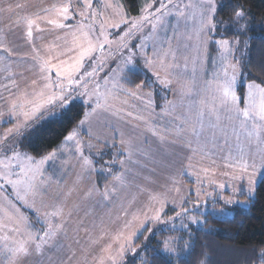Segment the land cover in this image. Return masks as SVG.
Here are the masks:
<instances>
[{"label":"rangeland","instance_id":"374dc122","mask_svg":"<svg viewBox=\"0 0 264 264\" xmlns=\"http://www.w3.org/2000/svg\"><path fill=\"white\" fill-rule=\"evenodd\" d=\"M68 2L69 0H0V8H6L9 4L13 6L21 4L24 7L20 10V14L26 15L38 12L41 8L50 7L53 4L59 5ZM139 2L141 9L142 6L152 3L153 0H139ZM174 2L180 3L181 6L191 5L185 10L187 19L180 18L178 14L167 15L164 18L163 27H158L156 33L150 37L148 35L149 26H145L130 38L133 44H139L141 40L144 41L148 58L153 59L157 52L160 53L153 70L158 71L162 79L171 81L170 88L160 84H156L153 88L150 84L151 89L143 87L142 91H138L136 88L130 87L128 85L129 75L144 72L128 71L127 68L131 66H125L122 59L117 60L116 63L123 71L117 73L116 80H109L105 86L104 72L101 71L96 77L99 80L101 97L106 95L107 107L99 109L92 118V130L102 139H107L109 145L115 138L114 142L117 147H106L104 143H98L95 139L89 141L87 135H82L85 141L95 145L91 150L93 153L99 149H103L105 152L102 158L94 157L95 164L91 170L83 166V162L74 154L75 146L71 143L65 146L63 154H58L54 161L46 165L48 171L45 175L52 177V181L47 186L44 201L46 204L57 201L66 204L67 226L56 237L58 247L51 251L46 250L44 256L40 258L41 264H61L69 248L76 253V258L71 264H84L81 249L88 247L91 239L101 235L102 229L113 235L116 232L121 233V239L112 242L114 250H118L121 244L129 240L122 256L117 257L118 264H127L129 257L136 259L138 264H145V245L149 246L154 239L159 242L173 241L171 244L175 250L173 254L165 252L161 243H159L160 252L169 257L181 256L189 248V237L186 235V243L179 244L178 241L181 237L174 233L183 231L191 234V231L196 229H205L207 216L231 218L236 207L247 206L248 203H243L247 200L246 196L234 194V186L247 188V177L241 182L233 181L222 175L223 172L228 171L225 167L227 163L236 162V156L240 149L245 152L248 150L244 137L241 136L240 142L237 144L236 137L233 135V126L237 133L242 131L240 123L244 118L242 116L237 118L235 111L225 108L219 100L222 95V85L226 79L224 70L229 63L233 62V54L214 44L208 45L205 50L198 43L197 31L200 13L198 4L201 0H174ZM71 4L74 9L79 10L83 0H71ZM117 6L120 11L125 13L123 18L135 19L138 17V15L133 16L128 13L123 0H92V12L98 13L96 17L82 21L77 16L68 22L70 28L81 22L85 25L83 31L76 33L78 43L85 46H87L88 39H93V43L97 42L94 36H100L101 21L104 22L103 36H106L112 43L106 45L103 52L98 51V62L103 60L110 50L117 47L116 41L124 31V28H121L117 32L111 27L113 23H118L122 19L115 15ZM172 12L175 13V9ZM6 19V16L0 17V21H6ZM248 21L250 23L249 19ZM93 23H95L94 36H90L88 30L92 28ZM40 27L45 28L46 26L41 23ZM47 27L51 28V26ZM0 30H2L0 39H3L4 47H8L10 50L15 49L9 53L0 48V93L8 97L9 93L3 91V85L11 83L7 79L8 76H12L18 84L23 85L26 81L28 85H31L33 79H39V68L32 61V48L26 41V30L11 34L8 32L5 22H0ZM54 32L56 35L67 37L68 43L71 44L72 33L59 29H55ZM174 35L175 38H173ZM33 36L34 44L40 50L39 55L49 61L50 67L59 63L60 59L68 58L61 55V52L64 51L65 41L58 40L54 43L53 35L48 31L40 33L34 29ZM188 36L192 38L189 40ZM250 38V31L245 35L236 36L233 40L228 38L233 42L237 39L241 41V50L235 53L237 59L244 60ZM100 42H103V37H100ZM134 59L137 61L135 67L143 68L142 57L138 55ZM111 63L112 61L109 60L105 64V70ZM5 68H7V72ZM121 76L124 79H120ZM248 82L251 81L246 77L243 83ZM95 83L96 80L89 81L85 88L91 91ZM184 83L191 84V88L184 96H180L178 89L180 84ZM117 84L118 88H114V85ZM85 88L78 87L73 95L78 96ZM239 88L241 87H235L237 95ZM242 90L246 95V89ZM24 91L25 89L22 88L17 95L22 96ZM27 91L31 92L32 88L29 87ZM36 91L39 92L40 89L37 88ZM153 91H155L154 108L147 105L144 96V94ZM128 92L137 93V96H130ZM80 99H87V97H80ZM80 99L77 102H80ZM17 103L22 104L24 101L17 100ZM213 106H215V111H209ZM244 106V103L239 105L241 109ZM85 108L88 110L87 107ZM26 110L31 111V108ZM41 111L44 112V115L40 116L37 113L35 118H29L27 127L15 137V140H20L21 136L34 123L59 117L63 113L59 106L56 108L45 106ZM9 112L10 105H5L0 101V113H2L0 115V134L7 132L8 129L25 119L22 109H17L18 118L10 117ZM53 112L58 115L50 117ZM129 112L132 113L131 116L127 115ZM201 113H204L202 121L199 119ZM184 117H187L188 122L184 123L183 129H179V124L184 122ZM201 123L203 124L202 129ZM193 126L197 132L202 131V135L194 137L192 135ZM174 128L178 130L173 131ZM121 136L123 143H121ZM225 138L228 139L229 145L224 144ZM252 143L255 147L256 141L253 140ZM229 146L232 151L230 161L227 158ZM88 151L85 149L86 155ZM112 161L115 163L113 164ZM204 169H208L207 173ZM257 172L259 184L263 177H260L259 169ZM118 176L122 179L116 180ZM197 176H199V180H197ZM102 182L105 183L101 186ZM220 184H224L225 188H220ZM177 187L182 189L179 194L175 190ZM188 189L194 191L198 189L199 197L189 196ZM149 194L158 195L161 199H164L165 196L167 198L165 211L160 221L151 220L154 210L160 207V202L157 200L150 203ZM5 195L6 193L0 192V224H8L11 227L12 225L3 215L2 201ZM180 196H187L188 202L183 204V207L188 210L187 215L173 220L176 215L173 211V199L175 198V207L179 211ZM229 199H231V203L227 202ZM122 205L129 210L127 215L121 211ZM35 207L40 209L42 221L46 219L43 213L51 211L50 208L41 207L39 199H37ZM17 208L22 216L35 223L36 218L31 211L19 205ZM68 212H71L70 219L67 216ZM9 214H12L11 211ZM118 217L119 219H117ZM193 218L196 221H202V223H192ZM143 223H147L148 228L154 230V235H150L147 229L142 228ZM81 224L83 227H80ZM40 227V224H36L37 229ZM135 233L140 234L134 237ZM163 233L169 235L162 236ZM3 234L4 232L0 230V235ZM143 234L144 244L138 245L137 241ZM133 249H135V253ZM3 259V256H0V261ZM91 259L89 256V264H91ZM65 264L68 262L65 261ZM105 264H111V261L106 260Z\"/></svg>","mask_w":264,"mask_h":264},{"label":"snow or ice","instance_id":"6c2138e0","mask_svg":"<svg viewBox=\"0 0 264 264\" xmlns=\"http://www.w3.org/2000/svg\"><path fill=\"white\" fill-rule=\"evenodd\" d=\"M23 7L21 4H15V6L9 4L6 8H0V17H7L6 21L0 22L7 23L9 33L15 34L16 31L24 32L26 30V41L29 42V46L32 48V61L39 68V79H33L31 85H28L26 81L23 85L18 84L12 76H8L7 79L11 83L3 85V91L8 92L9 96L6 97L0 93V101L5 105H10V117L18 118L17 109H22L25 118L24 121L15 124L7 132L0 134V192L6 193L2 201L3 215L8 223L12 225L9 227L8 224H0V230L4 232L3 235H0V256L4 258L3 261H0V264H30V262L32 264H41L40 258L44 256L45 251H51L53 248L58 247L56 237L67 226V220L65 219L66 204L62 201L53 202L52 204L45 203L44 196L47 193V186L52 181V177L45 175L48 171L46 165L54 161L58 154H63L65 146L71 143L75 146L74 154L83 162V166L91 170L95 164L94 157L102 158L105 152L103 149H99L93 153L91 150L95 145L89 141L95 139L98 143H104L106 147H117L114 142L115 138L109 145L107 139H102L100 135L92 130L93 116L97 114L99 109L107 107L106 95L101 97L99 92V80L96 79L98 73L104 72V84L107 86L109 80H116L117 73L123 71L120 65L116 63L117 60L122 59L125 66H131L127 68L128 71L144 72L146 79L136 85L138 91H142L145 83L151 84L153 88L156 84L170 88L171 81L162 79L159 72L153 70L160 53L157 52L155 58L150 59L146 54L147 49L144 41L141 40L139 44H133L130 38L135 32L140 31L145 26H149L148 35L150 37L156 33L158 27H163L164 18L167 15L178 14L180 18L187 19L185 10L190 8L191 5L184 4L181 6L180 3H176L174 0H153L152 3L141 7L139 15L135 19L123 18L125 13L120 11L119 6H117L115 15L122 17V19L118 23H113L111 27L117 32L121 28H124V31L116 41L117 47L114 50H110L103 60L99 62L98 51L103 52L105 46L112 43L106 36H103L104 22L101 21L100 36H94L95 23H93L92 28H89L88 35L94 36L97 42L93 43V39H88L87 46L78 43V37L76 36V33L83 31L85 25L81 22L70 28L68 23L77 16L82 21L96 17L98 13L92 12V0H83L79 10L72 7L71 0L68 3L44 7L38 12L26 15L20 14V10ZM198 7L200 8L199 28L197 31L198 43L205 50L208 45L214 44L218 45L220 49L233 54V62L229 63L224 70L226 79L222 85V95L219 100L225 108L235 111L237 118L240 116L244 118L240 123L242 131L237 133L235 126H233V135L236 137L237 144L240 142V137L243 136L248 145V150L245 152L240 149L239 154L236 156V162L227 163L225 167L228 171L223 172L222 175L229 177L233 181L239 180L241 182L247 177V188L234 186V194L246 196L247 200L243 201V203H250L254 201L259 186L257 181L258 169L260 177H264V80L260 82L252 80L246 84L243 83L249 73L246 71L243 59L235 57V53L241 50V41L237 39L233 42L228 39L230 35H245L252 30V26L248 21L250 13L246 11L243 4H232L231 0H227V2L226 0H219V2L218 0H201ZM173 9H175V13L172 12ZM229 10L231 16L228 20L218 18L220 14ZM41 23L45 24L46 27L41 28ZM47 26H51V28ZM34 29L40 33L48 31L49 34L53 35L54 43L58 40L65 41L64 51L61 52V55L68 58L60 59L59 63L50 67L49 61L39 55L40 50L34 44ZM55 29L60 31L67 30L72 33L73 40L71 44L68 43L67 37L56 35ZM100 37H103V42H100ZM173 38H175V35ZM191 38V36L187 37L189 40ZM0 48H3L4 52L11 53L15 51V49L10 50L8 47H4L3 39H0ZM138 55L143 59V68L141 69L135 67L137 61L134 58ZM109 60L112 63L105 70V64ZM5 71L7 72V68H5ZM229 72L231 73L230 76ZM120 79H124V77L121 76ZM238 79L240 81L239 85ZM92 80H96V83L93 84V89L89 91L85 88V85ZM234 86L246 89V95H237ZM29 87L32 88L31 92L27 91ZM78 87L85 88V90L80 92L78 96H74L73 93L77 91ZM22 88L25 91L22 96H18L17 93ZM37 88L40 89L39 92L36 91ZM114 88H118V84L114 85ZM190 88L191 84L189 83L180 84L178 94L184 96ZM128 95L135 97L137 93L128 92ZM144 96L146 97L147 105L154 108L155 91L144 94ZM80 97H87V99H80ZM78 99H80L79 105H77ZM102 99L104 100L103 103ZM17 100H23L24 103H17ZM240 103L245 105L242 109L239 107ZM45 106L50 108L59 106L61 112L70 111L71 108L77 106L81 108L87 107L88 110L82 112L76 127L64 135L62 145L59 148L53 149L46 155L37 158L22 151L23 138L15 140V137L27 127L29 118H35L37 113L40 116L44 115L41 109H44ZM27 108H31V111H27ZM209 111H215V106ZM57 115L58 113L53 112L50 117H56ZM127 115L131 116L132 113L129 112ZM203 115L204 113L200 114L199 119L201 121ZM249 121L251 122L250 124ZM187 122V117H184V122L179 124V129H183L184 123ZM202 128L203 124L201 123ZM177 130L176 128L173 129V131ZM82 135H87L89 141H85ZM192 135L194 137L202 135V131L197 132L193 126ZM120 139L121 143H123L122 136ZM253 140L256 141L255 147H253ZM224 144L229 145L228 139H224ZM28 146L31 147V143ZM85 149L89 150L87 155L85 154ZM231 156L232 151L231 146H229L227 157L229 161ZM112 163L114 164L115 161H112ZM204 171L207 173L208 169H204ZM121 179L122 177H116V180ZM197 180H199V176H197ZM260 183H264V179ZM219 187L225 188V185L220 184ZM175 190L178 194L182 192L179 187ZM187 193L189 196L196 195L199 197L200 195L198 189L195 191L188 189ZM37 199L40 200L41 207L51 209V211L43 213L46 218L43 221L40 217V209L35 207ZM179 199L181 202L179 211L176 210L175 198L173 199V211L176 213L173 220L180 218L182 215H187L188 210L183 207V204L188 202L187 196H180ZM157 200L160 202V207L154 210V215L151 217L153 221L161 220L167 198L165 196L164 199H161L158 195L149 194L150 203ZM227 202L231 203L232 201L229 199ZM236 202L242 203L241 201ZM17 205L31 211L36 218L35 223L22 216ZM10 211L11 215L9 214ZM121 211L127 215L129 210L122 205ZM67 216L70 219L71 212H68ZM192 223H202V221H196L193 218ZM36 224H40L41 227L37 229ZM80 227H83V225L81 224ZM142 228L147 229L150 235H154V230L148 228L147 223H143ZM139 234L135 233L133 235L135 237ZM120 239V232H116L113 235L102 229L101 235L91 239L89 246L81 249L84 264H89V256L92 258L91 264H105L106 260L111 261V264H118L117 257L122 256L125 245L129 242V240H126L124 244L120 245L118 250H114L112 242ZM159 243L163 245L165 252L169 254L175 252L171 247L173 241L165 240ZM261 244L262 246L259 249L254 248L253 252L259 264H264V242H261ZM133 252L135 253V249H133ZM68 253L65 254L61 264H65V261L71 264L76 258V253L70 248ZM105 253L107 255H104ZM145 264H147V261Z\"/></svg>","mask_w":264,"mask_h":264},{"label":"trees","instance_id":"16d2710c","mask_svg":"<svg viewBox=\"0 0 264 264\" xmlns=\"http://www.w3.org/2000/svg\"><path fill=\"white\" fill-rule=\"evenodd\" d=\"M123 3L130 15H139V0H123ZM231 3L243 4L250 13L248 19L252 25L251 38L243 63L249 73L246 76L248 80L260 82L264 80V0H231ZM230 16L229 10L220 14L219 18L228 20ZM228 38L233 40L236 35H230ZM144 78V73H131L128 77V85L136 88L137 84L146 79ZM144 87L151 89L149 83H145ZM242 89L244 88H240V96H244ZM79 103L77 102V105ZM85 110V107L77 106L61 113L59 117L34 123L20 138V140L23 138L21 150L38 158L57 149L62 144L64 135L76 127ZM29 143L31 147L28 146ZM103 183L105 182H102L101 186ZM258 185L254 201L248 203L246 207H236L233 217L207 216L205 229H196L191 231V234L183 231L174 233L181 237L179 244L186 243V235L189 237L190 245L184 255L166 256L160 252L159 241L154 239L146 247L145 262L147 261V264H169V262L170 264H259L253 249H259L262 246L261 242H264V183L259 182ZM144 234L137 241L138 245L144 244ZM166 234L168 233H163L162 236ZM180 248L182 249V245ZM127 264L138 263L136 259L129 257Z\"/></svg>","mask_w":264,"mask_h":264},{"label":"crops","instance_id":"0c3cea01","mask_svg":"<svg viewBox=\"0 0 264 264\" xmlns=\"http://www.w3.org/2000/svg\"><path fill=\"white\" fill-rule=\"evenodd\" d=\"M240 92H241V91H240V88H239V89H238V95H240ZM245 94H246V93H245Z\"/></svg>","mask_w":264,"mask_h":264}]
</instances>
